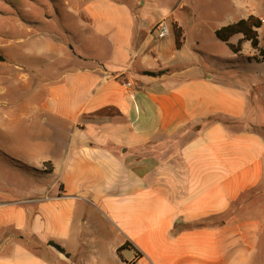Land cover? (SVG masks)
<instances>
[{"label": "crops", "instance_id": "1", "mask_svg": "<svg viewBox=\"0 0 264 264\" xmlns=\"http://www.w3.org/2000/svg\"><path fill=\"white\" fill-rule=\"evenodd\" d=\"M137 3H84L80 50L47 38L34 102L1 103L8 122L36 128L0 140L25 174L0 185V264H252L264 125L249 96L264 99V59L247 40L217 54L201 37L252 15L264 49V0Z\"/></svg>", "mask_w": 264, "mask_h": 264}, {"label": "rangeland", "instance_id": "2", "mask_svg": "<svg viewBox=\"0 0 264 264\" xmlns=\"http://www.w3.org/2000/svg\"><path fill=\"white\" fill-rule=\"evenodd\" d=\"M87 1L89 0H0V140L32 136L33 132L30 133V130L36 128V125L33 126L31 123L32 118L8 122L5 113L10 107L5 108L1 103L6 100L11 103L10 105H14L22 99L25 104L34 102V97L29 91L34 83L32 70L37 66V59L51 58L53 55L46 50L47 38L55 37L58 42L71 45L77 51L80 50V41L88 36V32L83 29L86 21L81 18L79 11H82L81 6ZM113 1L130 8H143L137 0ZM211 1L183 0L186 6L193 9L199 8L200 5L206 8ZM148 2L146 7L160 9L170 6L173 0H148ZM202 35L201 40L208 49L215 50L217 54L228 51L225 44L214 35L211 37L209 33ZM252 48L247 43L243 50L249 52L253 50ZM229 77L237 80L232 73ZM242 80L248 81L249 76L244 75ZM249 99L252 104L259 106L258 117L264 125V99L256 95H250ZM255 131L264 136V127H258ZM14 146L17 145L8 143L0 145V185L17 181L19 175L25 176L21 172L24 167H17L19 163L14 161L17 155ZM259 235V244L254 250L256 252L254 256L251 255L252 264H264V225H261Z\"/></svg>", "mask_w": 264, "mask_h": 264}, {"label": "trees", "instance_id": "3", "mask_svg": "<svg viewBox=\"0 0 264 264\" xmlns=\"http://www.w3.org/2000/svg\"><path fill=\"white\" fill-rule=\"evenodd\" d=\"M261 21L255 16H248L247 18L240 19L236 22L222 26L214 32L215 37L223 42L227 48L233 53H238L241 50L242 40L250 42L251 46L258 50L259 58L256 60L264 59V49L258 46V33L257 29L260 27ZM173 31L175 35L176 47H179L183 40L181 28L176 23H173ZM241 35V39L236 44L230 43L229 39L234 35ZM153 74V72H148Z\"/></svg>", "mask_w": 264, "mask_h": 264}, {"label": "built area", "instance_id": "4", "mask_svg": "<svg viewBox=\"0 0 264 264\" xmlns=\"http://www.w3.org/2000/svg\"><path fill=\"white\" fill-rule=\"evenodd\" d=\"M157 38H166L170 35V23L166 18L157 21L151 30ZM123 264H134L132 261H125Z\"/></svg>", "mask_w": 264, "mask_h": 264}]
</instances>
